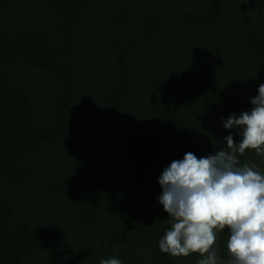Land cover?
Instances as JSON below:
<instances>
[{
  "label": "trees",
  "instance_id": "16d2710c",
  "mask_svg": "<svg viewBox=\"0 0 264 264\" xmlns=\"http://www.w3.org/2000/svg\"><path fill=\"white\" fill-rule=\"evenodd\" d=\"M261 83L264 0H0V264H197L159 249L158 178Z\"/></svg>",
  "mask_w": 264,
  "mask_h": 264
},
{
  "label": "clouds",
  "instance_id": "9594fccd",
  "mask_svg": "<svg viewBox=\"0 0 264 264\" xmlns=\"http://www.w3.org/2000/svg\"><path fill=\"white\" fill-rule=\"evenodd\" d=\"M257 91L250 110L224 121L225 129H237L224 138L227 151L199 158L188 152L159 176L162 192L157 199L171 223L158 241L161 252L174 257L200 253L197 264H264V172L251 162L241 165L237 158L246 149L264 156V83ZM225 229L227 260L214 246ZM100 264L123 262L113 256Z\"/></svg>",
  "mask_w": 264,
  "mask_h": 264
},
{
  "label": "rangeland",
  "instance_id": "374dc122",
  "mask_svg": "<svg viewBox=\"0 0 264 264\" xmlns=\"http://www.w3.org/2000/svg\"><path fill=\"white\" fill-rule=\"evenodd\" d=\"M41 2H45L47 0H39ZM31 12H33V6L32 7H23V14L26 15L28 14V16H30ZM19 191L21 192V189H19Z\"/></svg>",
  "mask_w": 264,
  "mask_h": 264
}]
</instances>
